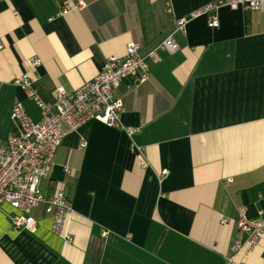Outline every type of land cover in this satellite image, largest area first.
<instances>
[{"label": "crops", "instance_id": "obj_1", "mask_svg": "<svg viewBox=\"0 0 264 264\" xmlns=\"http://www.w3.org/2000/svg\"><path fill=\"white\" fill-rule=\"evenodd\" d=\"M77 1L0 0V145L19 131L10 117L15 101L32 120L41 117L13 83L23 73L51 103L57 84L78 88L128 41L145 54L171 34L179 49H158L148 81L123 78L117 126L91 119L63 137L40 186L65 190L72 239L54 234L40 209L34 232L17 229L2 204L0 264H225L243 237L240 209L264 217V12L221 5L218 26L200 13L178 30L176 19L209 0H84L80 10L67 8ZM234 261L264 264V232Z\"/></svg>", "mask_w": 264, "mask_h": 264}, {"label": "built area", "instance_id": "obj_2", "mask_svg": "<svg viewBox=\"0 0 264 264\" xmlns=\"http://www.w3.org/2000/svg\"><path fill=\"white\" fill-rule=\"evenodd\" d=\"M221 5L242 8L246 12H264V0H209L189 16L176 19L175 28L182 30L189 17L200 13H206L208 25L216 27L219 24L216 9ZM85 6L84 0H78L67 8L80 10ZM158 49L175 52L179 44L169 34L144 54L139 42L128 41L124 54L108 56L95 76L78 88L67 90L62 84H57L51 103L38 97L31 85L32 76L25 72L14 78L13 83L25 89L35 100L41 117L37 121L32 120L21 102L15 101L10 117L18 123L19 131L11 132L6 142L0 145V205L7 204L12 208L9 218L13 227L34 232L37 225L34 212L40 209L51 216L54 234L68 241L72 239L66 228L72 206L65 190L57 185L47 194L40 183L49 177L56 150L67 133L91 119L110 127L117 126L123 107V97L117 93L121 81L126 76H134L137 84L148 81L151 64L160 60ZM28 61L34 68L41 62L35 55ZM134 129L128 128V134ZM84 145L83 142L81 146ZM141 149L136 147L137 151ZM165 173V169L161 171V175ZM222 221L227 222L225 218ZM237 226L243 237L233 240L225 264H242L236 263L234 257L241 249L247 254L256 247L264 232V217L247 218L244 210L240 209Z\"/></svg>", "mask_w": 264, "mask_h": 264}]
</instances>
